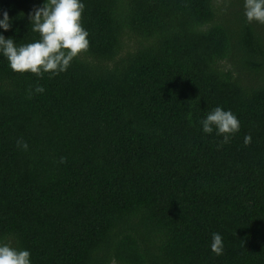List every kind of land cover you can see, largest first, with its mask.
Instances as JSON below:
<instances>
[{
  "label": "trees",
  "instance_id": "16d2710c",
  "mask_svg": "<svg viewBox=\"0 0 264 264\" xmlns=\"http://www.w3.org/2000/svg\"><path fill=\"white\" fill-rule=\"evenodd\" d=\"M42 3L0 0L5 38L38 39ZM83 3L66 72L0 56V242L31 264H264V24L243 0ZM217 106L226 144L199 123Z\"/></svg>",
  "mask_w": 264,
  "mask_h": 264
},
{
  "label": "clouds",
  "instance_id": "9594fccd",
  "mask_svg": "<svg viewBox=\"0 0 264 264\" xmlns=\"http://www.w3.org/2000/svg\"><path fill=\"white\" fill-rule=\"evenodd\" d=\"M243 6L247 23L264 24V0H243ZM84 10L83 0H43L28 13L31 31L39 38L20 45L12 37L5 38L3 35L10 30L11 22L7 11L0 12V56L7 60L12 72L30 73L38 79L44 74L51 79L66 72L73 59L89 46L88 32L81 23ZM33 91L43 93L44 88L36 86ZM199 123L204 134L211 135L215 131L225 144L240 129L237 117L219 106L208 112ZM250 139V136L244 137L245 145ZM17 147L27 150L28 145L18 140ZM210 250L216 255L222 254L220 234H212ZM0 264H31L30 252L0 242Z\"/></svg>",
  "mask_w": 264,
  "mask_h": 264
}]
</instances>
